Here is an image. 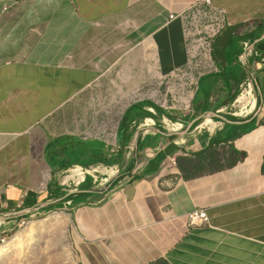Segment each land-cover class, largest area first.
Returning <instances> with one entry per match:
<instances>
[{"label": "crops", "instance_id": "0c3cea01", "mask_svg": "<svg viewBox=\"0 0 264 264\" xmlns=\"http://www.w3.org/2000/svg\"><path fill=\"white\" fill-rule=\"evenodd\" d=\"M199 1L0 0V242L52 215L73 264H264V0H213L230 24L215 49L222 73L202 81L190 113L153 107L161 82L189 61L184 21L172 16ZM253 23L260 38L241 39ZM248 75L257 108L236 117ZM143 103L158 125L138 131L132 152L131 138L120 165H105L124 146L125 115ZM201 117L218 124L188 132ZM167 120L183 128L169 133ZM147 138L155 145L110 189ZM159 153L158 171L148 172ZM73 165L119 173L73 204L83 185L60 181ZM201 210L209 225L191 227Z\"/></svg>", "mask_w": 264, "mask_h": 264}, {"label": "built area", "instance_id": "2783aa9c", "mask_svg": "<svg viewBox=\"0 0 264 264\" xmlns=\"http://www.w3.org/2000/svg\"><path fill=\"white\" fill-rule=\"evenodd\" d=\"M181 18L185 24V37L187 41V50L189 61L181 68H178L169 77L165 78L160 84L161 99L158 104L160 108L169 112V114L190 113L193 109V102L197 92L200 89L202 81L210 76H216L222 73L221 66L217 63L213 55V46L215 40L220 37L229 27L228 12L226 9L218 7L213 0H201L190 5L182 14L172 16V19ZM251 44L244 43V48L249 51ZM260 57V56H259ZM244 57H241L243 59ZM237 105L239 112H237ZM257 108L256 97L254 93V84L251 75H248L245 82L241 85V93L232 104L231 114L237 117V114L247 117L252 115ZM155 113V109H150ZM166 129L169 133L179 132L183 124L167 120ZM213 121V120H211ZM217 125L218 123L215 122ZM158 125L152 117L144 120L135 121L132 126L137 129L151 130ZM132 137L129 146L126 148L132 152L136 140L140 134ZM155 134V133H154ZM114 140V138H113ZM109 141V140H108ZM112 144V142L109 141ZM105 165L96 167H84L73 165L62 172V185L70 189H78L84 185L88 178L93 179L94 186L100 188L107 187L119 173ZM103 175V177H100ZM189 224L191 227H200L209 225V216L206 211H196L189 215ZM4 244L6 239H1Z\"/></svg>", "mask_w": 264, "mask_h": 264}, {"label": "rangeland", "instance_id": "374dc122", "mask_svg": "<svg viewBox=\"0 0 264 264\" xmlns=\"http://www.w3.org/2000/svg\"><path fill=\"white\" fill-rule=\"evenodd\" d=\"M207 120L211 118L199 125L209 131L212 128L206 124ZM120 142H123V134ZM60 181L62 182V176ZM55 217H35L24 222L25 224H18L13 235L5 238L4 244L0 242V264H73L72 255L68 251V232L64 236L62 231L59 236Z\"/></svg>", "mask_w": 264, "mask_h": 264}, {"label": "trees", "instance_id": "16d2710c", "mask_svg": "<svg viewBox=\"0 0 264 264\" xmlns=\"http://www.w3.org/2000/svg\"><path fill=\"white\" fill-rule=\"evenodd\" d=\"M262 32L263 31H261L258 28V25H256L255 23L247 24V25L243 26V34H242V36L240 38L243 39V40L252 39V41H257L260 38ZM219 39H220V37H218L215 40V43H214V46H213V55H214V58H215L216 61H217V56H216V53H215V49H216V45H217ZM232 44L233 43H230V45H232ZM237 56H239V55L237 54ZM146 106L147 107L151 106V104L150 103L138 104V105L133 106L131 109H129V111L125 115V117L123 119V122L121 124V132L126 137L125 140H124V146H122L119 150H116L117 151V155L115 156V159H113V160H104L103 162L105 163V165L113 166V165H116V164L120 165L122 163V161H123V152L125 150L124 148L130 142V140L132 138V133H129L131 125L136 120L139 121L138 119H145V118L153 117V113H151V112H149L148 110L145 109ZM153 107L156 109L157 113H159V114H163L164 113L163 110L160 107H157V106H153ZM172 119L173 120H177V118H175V117L172 118ZM231 119H234V118H231ZM221 136H222V133L221 132L218 133L217 136L214 139H212L211 145L218 144L219 141L221 140ZM234 138H237V133L233 134V135H231L229 137V139H234ZM226 140H228V139H226ZM155 142L156 141L154 139H148V138L145 139L144 141H139V143H138L139 151H137L136 158L133 159L129 163V165L126 168V170H123L121 172V175L116 180V182L115 183L113 182L111 184V188L110 189H112L115 186L116 183L120 182V180H122L124 178V176H126L127 174L132 173L135 169L138 168V166L140 165V162L144 160L142 155L138 154V152H142L145 149H147V148H149L151 146H154ZM98 148H100V146ZM163 159H164V156L159 153L158 156H156L154 158V160L149 162V167L154 168V169H149L148 172H154V173L157 172L159 166L163 162ZM69 167L70 166H66V168H69ZM92 183H93L92 182V178H88L87 182L82 187V190H83L82 194L78 195V196H76V194H71V196L68 197V201H72L73 204H79V203L83 202L85 200V198L91 196L92 193H93L92 192ZM62 195H64V194H62ZM57 196H61V193L58 192ZM64 203L65 202H62L60 205H63ZM58 208H60L59 205H57L56 208H53V209H58Z\"/></svg>", "mask_w": 264, "mask_h": 264}, {"label": "water", "instance_id": "95a60500", "mask_svg": "<svg viewBox=\"0 0 264 264\" xmlns=\"http://www.w3.org/2000/svg\"><path fill=\"white\" fill-rule=\"evenodd\" d=\"M202 119H203L202 117L196 119V120H195V121L189 126V128H188V132L192 129V127H193L194 125H196L197 123L201 122ZM224 119H225V118H224Z\"/></svg>", "mask_w": 264, "mask_h": 264}, {"label": "bare ground", "instance_id": "6f19581e", "mask_svg": "<svg viewBox=\"0 0 264 264\" xmlns=\"http://www.w3.org/2000/svg\"><path fill=\"white\" fill-rule=\"evenodd\" d=\"M206 124H208V125H211L210 127L213 129L214 127H215V123L213 122V121H211V120H209V121H207V123Z\"/></svg>", "mask_w": 264, "mask_h": 264}]
</instances>
